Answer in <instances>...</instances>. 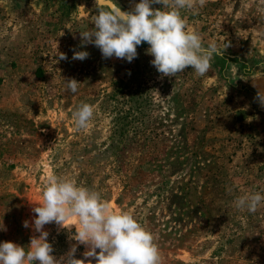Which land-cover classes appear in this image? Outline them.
<instances>
[{
    "label": "rangeland",
    "instance_id": "rangeland-1",
    "mask_svg": "<svg viewBox=\"0 0 264 264\" xmlns=\"http://www.w3.org/2000/svg\"><path fill=\"white\" fill-rule=\"evenodd\" d=\"M138 2L118 0L122 10ZM94 14L78 0H0V242L27 248L38 235L32 207L55 175L132 214L153 234L160 264H264V207L249 214L232 203L264 188V107L256 99L264 0L182 10L205 45L223 52L203 77L189 67L162 78L147 43L131 63L81 47L79 31ZM73 50L89 57L73 60ZM70 78L80 82L76 93L66 89ZM82 102L94 115L77 130L72 113ZM45 230L56 257L76 243L75 226Z\"/></svg>",
    "mask_w": 264,
    "mask_h": 264
},
{
    "label": "clouds",
    "instance_id": "clouds-1",
    "mask_svg": "<svg viewBox=\"0 0 264 264\" xmlns=\"http://www.w3.org/2000/svg\"><path fill=\"white\" fill-rule=\"evenodd\" d=\"M205 4L206 0H139L129 10H122L118 0H94L96 14L91 16V28L79 31L80 46L94 45L104 59L115 57L131 63L138 57V46L147 43L146 53L153 57L150 63L162 78L177 77L189 67L197 77H203L214 56L223 52L214 42L205 45L203 36L189 28L182 10L196 15ZM88 57L87 51L73 50V60ZM60 59L67 56L62 54ZM64 81L67 90L78 91L80 82L76 79ZM256 99L264 107V92L258 91ZM93 115V106L82 102L72 113L77 130L87 128ZM232 203L238 211L255 214L264 207V188L237 195ZM32 212L31 227L38 235L31 237L27 248L0 242V264H160L159 249L146 227L132 214L113 210L99 192L74 180L48 177L42 202L34 205ZM72 218L75 224L65 223ZM52 223L70 233L75 226L70 239L76 243L60 257L53 255L45 230V225ZM23 226L28 228L29 221ZM0 230L6 231L3 221ZM79 246L85 249L83 258H76Z\"/></svg>",
    "mask_w": 264,
    "mask_h": 264
},
{
    "label": "bare ground",
    "instance_id": "bare-ground-1",
    "mask_svg": "<svg viewBox=\"0 0 264 264\" xmlns=\"http://www.w3.org/2000/svg\"><path fill=\"white\" fill-rule=\"evenodd\" d=\"M256 87L261 91L264 92V81L256 82Z\"/></svg>",
    "mask_w": 264,
    "mask_h": 264
},
{
    "label": "water",
    "instance_id": "water-1",
    "mask_svg": "<svg viewBox=\"0 0 264 264\" xmlns=\"http://www.w3.org/2000/svg\"><path fill=\"white\" fill-rule=\"evenodd\" d=\"M78 1H83L85 3H90L94 5V0H78Z\"/></svg>",
    "mask_w": 264,
    "mask_h": 264
},
{
    "label": "trees",
    "instance_id": "trees-1",
    "mask_svg": "<svg viewBox=\"0 0 264 264\" xmlns=\"http://www.w3.org/2000/svg\"><path fill=\"white\" fill-rule=\"evenodd\" d=\"M144 44H145V43H144ZM144 44H143V45H144ZM240 65L243 67V69H245V70L247 69V68L245 67V65H243V64H240ZM248 66H250V64H249ZM248 70H249V69H248ZM87 186H88V184L86 185V187H87ZM87 188H88V187H87Z\"/></svg>",
    "mask_w": 264,
    "mask_h": 264
}]
</instances>
